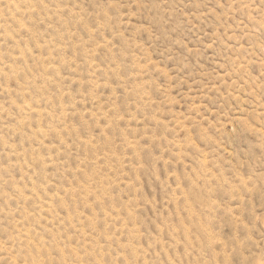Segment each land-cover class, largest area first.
Here are the masks:
<instances>
[{
  "label": "rangeland",
  "instance_id": "1",
  "mask_svg": "<svg viewBox=\"0 0 264 264\" xmlns=\"http://www.w3.org/2000/svg\"><path fill=\"white\" fill-rule=\"evenodd\" d=\"M0 264H264V0H0Z\"/></svg>",
  "mask_w": 264,
  "mask_h": 264
}]
</instances>
